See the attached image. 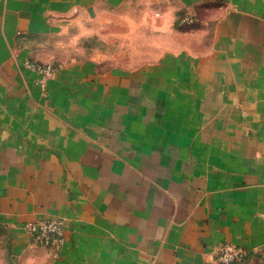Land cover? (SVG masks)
Masks as SVG:
<instances>
[{"label": "crops", "instance_id": "1", "mask_svg": "<svg viewBox=\"0 0 264 264\" xmlns=\"http://www.w3.org/2000/svg\"><path fill=\"white\" fill-rule=\"evenodd\" d=\"M97 5L140 7L157 55L24 67ZM50 217L58 250L25 229ZM224 242L264 262V0H0V264H222Z\"/></svg>", "mask_w": 264, "mask_h": 264}, {"label": "rangeland", "instance_id": "2", "mask_svg": "<svg viewBox=\"0 0 264 264\" xmlns=\"http://www.w3.org/2000/svg\"><path fill=\"white\" fill-rule=\"evenodd\" d=\"M214 8L207 7L210 10ZM128 9L106 5L84 8L79 12L78 18L65 22L64 28L54 30L52 37L43 39L51 43V49L40 51L47 60L28 59L41 66H52L53 71L49 76L33 70L40 75L41 82L53 77L64 63L91 57L123 60L133 56L141 61L154 58L163 42L162 32L152 24L139 22L140 7ZM195 25L200 24L193 23L190 27H196ZM26 61L24 67L28 68ZM248 264L264 262L260 260Z\"/></svg>", "mask_w": 264, "mask_h": 264}, {"label": "built area", "instance_id": "3", "mask_svg": "<svg viewBox=\"0 0 264 264\" xmlns=\"http://www.w3.org/2000/svg\"><path fill=\"white\" fill-rule=\"evenodd\" d=\"M28 68L40 71L49 76L52 66H41L30 60L26 61ZM25 229L31 235L32 243L35 246H45L59 249L65 237V222L62 218H43L25 224ZM217 260L222 264L240 263L246 260L250 251L243 246H238L230 242L220 244L215 250Z\"/></svg>", "mask_w": 264, "mask_h": 264}]
</instances>
